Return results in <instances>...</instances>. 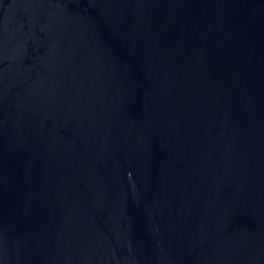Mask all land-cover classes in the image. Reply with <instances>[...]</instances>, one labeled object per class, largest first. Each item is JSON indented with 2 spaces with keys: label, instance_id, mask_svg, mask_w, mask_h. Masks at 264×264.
Instances as JSON below:
<instances>
[{
  "label": "water",
  "instance_id": "water-1",
  "mask_svg": "<svg viewBox=\"0 0 264 264\" xmlns=\"http://www.w3.org/2000/svg\"><path fill=\"white\" fill-rule=\"evenodd\" d=\"M0 264H264V0H0Z\"/></svg>",
  "mask_w": 264,
  "mask_h": 264
}]
</instances>
